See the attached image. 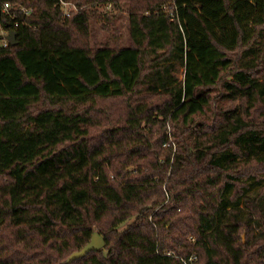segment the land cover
Returning <instances> with one entry per match:
<instances>
[{"label":"trees","instance_id":"1","mask_svg":"<svg viewBox=\"0 0 264 264\" xmlns=\"http://www.w3.org/2000/svg\"><path fill=\"white\" fill-rule=\"evenodd\" d=\"M11 1L32 13L0 47V264H264V0H125L128 45L93 49L104 0ZM201 50L227 74L184 84ZM216 82L239 104L191 135Z\"/></svg>","mask_w":264,"mask_h":264},{"label":"rangeland","instance_id":"2","mask_svg":"<svg viewBox=\"0 0 264 264\" xmlns=\"http://www.w3.org/2000/svg\"><path fill=\"white\" fill-rule=\"evenodd\" d=\"M125 0H117V3L120 5L119 8L115 6V2H105L96 3L95 5H86L87 12L89 14V25L91 26L92 31L94 32V38L89 40V49H93L100 44H107L118 48L120 46L128 45L129 36H128V13L126 11L125 5H122ZM68 9L75 10L73 5H68ZM105 16L111 17L110 21L105 19ZM109 25L106 29H103V25ZM109 22V23H108ZM114 27L113 29H111ZM232 59H237L238 54L235 52L227 53ZM226 65V62L222 60L221 55L208 50H201L187 54L185 65L183 68L179 69L177 76L185 84L187 79H190L191 83H207L212 82L218 71L223 70ZM227 74L225 70L222 71V76ZM189 76V77H188ZM229 78V77H228ZM211 95L213 97L211 101V106L206 110L204 115H195L194 120L189 126L188 133L194 135L199 131H202L208 125L214 123L212 119L218 117V112L220 108L232 107L239 104L238 100L233 102L226 101L221 94L223 89L220 86L219 82L215 83L211 88ZM264 104L258 103L256 107L250 112L248 120L250 123L257 124L264 122L263 114ZM171 145L174 149L177 148L176 142L173 138H170ZM247 174H253L255 177L264 176V164L250 163L246 169ZM257 217V216H256ZM130 220L122 223L118 229L121 230ZM241 232V239H246L245 231Z\"/></svg>","mask_w":264,"mask_h":264},{"label":"built area","instance_id":"3","mask_svg":"<svg viewBox=\"0 0 264 264\" xmlns=\"http://www.w3.org/2000/svg\"><path fill=\"white\" fill-rule=\"evenodd\" d=\"M64 8L63 13L69 14L73 9H68L67 2L60 1ZM32 13V8L11 0H0V47L11 45L9 34L11 31H17L21 25H27V17ZM172 21V19H171ZM192 239V236H191ZM163 255L177 258L181 264H196L198 255L192 252L186 256L175 254L173 251L164 250Z\"/></svg>","mask_w":264,"mask_h":264},{"label":"water","instance_id":"4","mask_svg":"<svg viewBox=\"0 0 264 264\" xmlns=\"http://www.w3.org/2000/svg\"><path fill=\"white\" fill-rule=\"evenodd\" d=\"M16 31H11L9 34V41L11 45L16 44ZM105 245V239L98 231H93L90 240L79 250L72 252L66 259V263L73 261L76 258L84 256L87 252L98 250Z\"/></svg>","mask_w":264,"mask_h":264}]
</instances>
